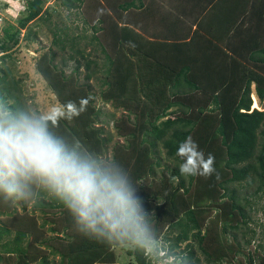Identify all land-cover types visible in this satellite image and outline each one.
I'll use <instances>...</instances> for the list:
<instances>
[{"label":"trees","instance_id":"trees-1","mask_svg":"<svg viewBox=\"0 0 264 264\" xmlns=\"http://www.w3.org/2000/svg\"><path fill=\"white\" fill-rule=\"evenodd\" d=\"M21 1L24 7L16 23L4 26L0 38V96L11 101L24 100L19 80L12 76L5 60L17 49L20 38L26 41L36 38L31 37L35 32L30 25L40 19L43 21V13L47 17L51 13L49 8H44L49 0ZM187 2L200 9L201 14L214 19L195 17L196 27L202 33L194 30L192 34L169 35L171 40L160 37L161 33L154 36L145 24L139 25L138 31L127 22L129 19L124 12L143 7L144 0H62L61 4L67 8H80L84 20L89 18L93 31L90 38L97 40L103 54V88L99 95L104 102L124 110L128 121L133 123L122 134L128 136L123 148L125 157L120 153V147L114 149L111 157L128 171L144 207L154 213L153 222L159 239L168 242L176 252L180 250V243L195 236L206 264H264V254L257 252V257L248 253L240 259L238 255L244 253L236 234L232 235L231 241L226 237L229 230H237L249 219L245 210V205L250 206L249 198L240 197L234 184L254 185L253 195H264V110H250L252 83L258 98H264V0ZM240 15L242 18L239 19ZM143 20L145 22L147 18ZM217 21V26L233 27V37L238 41L245 38L249 42L250 46L239 43L248 48L245 50L249 53L246 58L249 65L240 64L241 61L233 56L234 49L224 42L223 28V34L218 38L212 32ZM61 33L59 28L52 31V44H61L58 48L62 51L70 50L68 60L75 62L70 74H65L66 59L62 60L61 68L54 62L56 53L52 47L37 56L35 69L61 105L69 100L78 105L80 98H88L86 110L70 122L60 121L59 131L80 140L89 150L103 154L109 140L101 136L102 128L94 126L98 112L93 105L94 95L88 93L86 87L99 70L97 64L100 62L96 55L91 58L86 46L74 43L76 36L71 42L64 43ZM68 43L71 46H66ZM224 45L232 50L231 54ZM224 60H233L240 65L227 66L231 72H226V67L221 65ZM82 66L86 83L78 82ZM116 128L121 134L122 126L116 124ZM188 136L198 143L205 156L214 155L216 173L211 177L180 176L181 160L175 153L179 142ZM159 150L164 151L167 159L173 160L174 166L160 169L158 182L146 188L138 181L155 175L160 168V160L155 157ZM170 177H177V180L172 181ZM34 200L35 210L39 209L43 214L53 210V214L61 215L59 222L52 213L47 220L52 225L49 230L56 235L29 240L33 216L19 217L15 214L16 204L5 206L0 213L12 215L14 222L12 219L0 221V242L4 240L0 243V264L116 263V247L77 234L69 213L55 199L37 196ZM18 204L26 210L27 203ZM212 208L216 210L214 219L203 230L205 217ZM11 223L15 224L14 228ZM217 225L219 233L213 230ZM40 227H44V223ZM168 233L174 236L169 237ZM187 252L189 261L194 259V264H198L194 250L187 248ZM126 253L136 264H148L141 253L128 249Z\"/></svg>","mask_w":264,"mask_h":264},{"label":"clouds","instance_id":"clouds-1","mask_svg":"<svg viewBox=\"0 0 264 264\" xmlns=\"http://www.w3.org/2000/svg\"><path fill=\"white\" fill-rule=\"evenodd\" d=\"M15 1L22 3L19 15L24 2ZM87 105L88 98L82 97L78 105L69 100L40 110L0 96V201L15 205L37 196L55 199L84 238L139 252L148 264H187L186 255L159 239L154 213L144 207L124 166L59 131L60 121H72ZM175 155L182 177L216 173L214 155L205 156L191 136L179 142Z\"/></svg>","mask_w":264,"mask_h":264},{"label":"rangeland","instance_id":"rangeland-1","mask_svg":"<svg viewBox=\"0 0 264 264\" xmlns=\"http://www.w3.org/2000/svg\"><path fill=\"white\" fill-rule=\"evenodd\" d=\"M62 0H49L44 8H49L50 15L47 17L45 13L41 16L43 18L41 21H36L32 23L31 29L34 30V34H31V37H36L32 41H26L23 37L20 38V44L13 53H11V57L7 58L5 61V65L11 68V74L16 79L19 80V84L21 87V96L22 99L38 107L40 110H46L47 108L53 105H61L55 93L48 86L47 82L37 73L35 69V60L37 56L46 48L52 47L56 53L54 62L61 68L62 60H67V65L65 67V74H70L74 67V61L68 60L69 49L60 50L58 46L61 44L53 45V34L52 31L55 28H59L62 30L61 38H64L65 42H71V39L74 37V43H78L79 46H86V52H91V58L93 55H96V59L98 60L97 66H99V70L97 69L96 75L91 78V80L86 84L91 94L94 95L93 105L97 109V118L95 119L94 126L100 127L103 129L101 136L104 138H108V143L106 145V150L103 154L111 157L115 148L120 147V153L125 157V150L123 149L127 145L128 136H122L126 129H130L131 121H128L126 118V112L121 108H116L114 104L110 102H104L101 97L99 91L103 88V66L102 58L103 54L100 52L99 46L97 44V40H91L92 29L90 26L89 18L85 17L84 20L81 9L80 8H67L62 6ZM17 4V6H16ZM22 3H17L15 0H0V38L3 36L2 28L4 26H8L10 24L14 25L18 18L17 8H20ZM48 6V7H47ZM161 7H169L171 10H175L173 7V2L169 5L167 4V0H162ZM92 8V7H90ZM91 11V9H90ZM40 17V18H41ZM205 19L210 18L208 16L204 17ZM24 31V30H23ZM22 31V32H23ZM162 37L172 39L165 30L161 29ZM66 46H71L69 43ZM74 46V45H72ZM83 62V61H82ZM79 83H86L83 79L85 75L84 67L82 66L79 69ZM255 95V94H254ZM253 106H258L259 109H264V103H261L260 100L254 96ZM252 107V106H251ZM257 108V109H258ZM133 115H131L132 120ZM116 124L122 126L123 131L119 134L118 129L116 128ZM130 126V127H129ZM155 157L160 160V168H157V172L153 176L146 177L145 180L138 181V184L145 186L146 188H151L158 182L160 169L165 166L172 167L174 166V162L172 159H167L165 157L164 151L159 150ZM234 186L238 190V195L240 197L247 196L249 198L250 206L245 205V210L248 213V223L240 224L237 230H229L226 237L231 241L232 235L236 234V240L240 243L242 248L243 255H238L240 259H244L248 253H252L255 257H257V253L263 255L264 254V195L260 193L254 194V185H246L245 182L241 184H234ZM35 200L33 199L26 204V210H24L20 204H16L17 209L15 214L19 217L22 215L33 216L34 224L30 227L29 232V240L35 241L36 238L39 240L42 238H49L55 236L56 233L49 230V227L52 226L50 221H47L50 217V213L55 212L53 210H47L48 214H43L39 209L35 210L33 206ZM2 204V201H0ZM6 204L0 205V209H5ZM11 206V205H10ZM1 212V210H0ZM216 210L212 208V210L206 215V220L204 222L203 230L206 224L209 223L211 219H214ZM61 215H56L52 213V217L56 218V222H59L58 217ZM12 215H2L0 213V221L2 220H10ZM58 220V221H57ZM14 222V220L12 221ZM44 223V227H40V224ZM12 228L15 227V224L11 223ZM70 228H68V232H70ZM215 232L220 231V227L217 225L214 229ZM64 233H62L63 236ZM169 237L174 236L173 233H168ZM4 239V238H3ZM161 239V238H160ZM249 240V243L246 241ZM2 240L1 242H3ZM0 242V243H1ZM188 242V243H187ZM192 244V246L187 244ZM192 248L195 252V256L199 258L198 264H206L204 255L199 249L198 238L191 237L188 241L182 242L179 245V251H183L184 255H188L187 248ZM127 249H122L116 247L115 256L116 263L115 264H136L133 260V257L129 256L126 253ZM1 251V250H0ZM257 252V253H256ZM161 254H165L162 252ZM189 259L187 258V263ZM188 264H194V259H191ZM223 264H229L228 262H224Z\"/></svg>","mask_w":264,"mask_h":264},{"label":"crops","instance_id":"crops-1","mask_svg":"<svg viewBox=\"0 0 264 264\" xmlns=\"http://www.w3.org/2000/svg\"><path fill=\"white\" fill-rule=\"evenodd\" d=\"M153 1V4H151V2ZM144 0V6L143 7H139V8H132L129 9L128 11L124 12V14L127 15L129 21H127L130 26H133L134 28H136V30L139 31V25L145 24V28H150L152 30V32L155 34L154 36H160L158 33H161V29L165 30L167 32L168 35H177V34H185V33H189L192 34L194 30H199L196 26V23L194 22V18L199 16H203V18L205 16H207L206 14H201L202 12L200 11V9H198L197 7H193L190 6L188 4V0H167V4L169 5L171 2H173V7L175 8V10H171L169 9V7L167 8H163L161 7L162 4V0ZM213 2H216L217 0H211ZM137 6H139V2L136 1ZM184 10L183 12L180 10ZM112 13L113 17L114 14L112 12V9H109V13ZM149 16V17H148ZM210 18V20L214 19L213 16H208ZM144 18H147V20L144 22ZM239 19L242 18V15H240L238 17ZM209 20V19H208ZM169 22H172V24L170 25ZM226 21H224L223 23H225ZM120 24V23H119ZM219 23L218 21L216 23H214V30H212V32L214 31V33L216 34V37L218 38V36H220V34L222 33L221 30L222 28L224 29V33H225V37H224V42L225 44H229V46H231L234 49V53L233 56H235L237 59L241 61L240 64H246L249 65L248 60H246V58H248L249 53L247 52L248 48L246 47H242V44L240 46L239 43L243 42L246 43L247 45H249L248 41L245 38H240V40L238 41V38H234L233 37V27H226V26H217ZM226 25V23L224 24ZM200 33H202L201 30H199ZM148 36H151L150 33H146ZM223 34V33H222ZM162 37V35L160 36ZM225 46V45H224ZM250 46V45H249ZM225 48L227 49V46H225ZM247 49V50H245ZM229 51V53L231 54L232 50L230 51V49H227ZM237 53V55H236ZM221 61V60H220ZM233 61V60H232ZM231 60H224V62L221 63V65H224V67L227 66L229 67H238V65H240L238 62ZM232 65V66H231ZM231 69H227L226 72L230 71ZM231 72V71H230ZM250 98H251V106H250V110H253L254 108L257 109L258 106H253V100L255 99V95L257 96L256 90H255V85L254 83H252L250 85ZM255 94V95H254ZM258 100H260L258 98ZM261 103H264V98L262 100H260ZM264 107V105H263ZM258 110H264V109H259Z\"/></svg>","mask_w":264,"mask_h":264},{"label":"bare ground","instance_id":"bare-ground-1","mask_svg":"<svg viewBox=\"0 0 264 264\" xmlns=\"http://www.w3.org/2000/svg\"><path fill=\"white\" fill-rule=\"evenodd\" d=\"M255 106H256V104H255Z\"/></svg>","mask_w":264,"mask_h":264},{"label":"built area","instance_id":"built-area-1","mask_svg":"<svg viewBox=\"0 0 264 264\" xmlns=\"http://www.w3.org/2000/svg\"><path fill=\"white\" fill-rule=\"evenodd\" d=\"M23 31V30H22Z\"/></svg>","mask_w":264,"mask_h":264}]
</instances>
